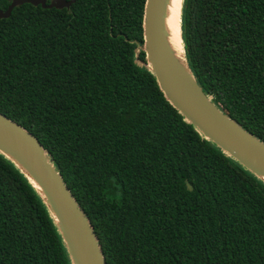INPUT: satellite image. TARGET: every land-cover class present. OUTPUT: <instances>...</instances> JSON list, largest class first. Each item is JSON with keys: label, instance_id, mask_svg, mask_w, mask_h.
<instances>
[{"label": "trees", "instance_id": "obj_1", "mask_svg": "<svg viewBox=\"0 0 264 264\" xmlns=\"http://www.w3.org/2000/svg\"><path fill=\"white\" fill-rule=\"evenodd\" d=\"M144 3L15 7L0 19V114L46 150L105 264H264V183L166 101L144 66ZM182 4L190 73L264 143V0ZM0 264H71L45 205L1 154Z\"/></svg>", "mask_w": 264, "mask_h": 264}, {"label": "water", "instance_id": "obj_2", "mask_svg": "<svg viewBox=\"0 0 264 264\" xmlns=\"http://www.w3.org/2000/svg\"><path fill=\"white\" fill-rule=\"evenodd\" d=\"M75 2L11 0L5 11L0 9V19L9 18L15 7L24 4L62 10L69 9ZM167 3L168 0H145L142 20L144 66L153 75L166 101L187 123L264 183V143L231 120L212 103L211 97L204 94L186 65L184 52L188 73L180 71L173 61L164 41L163 20ZM0 154L20 171L38 194L60 233L71 264H105L93 227L53 166L46 150L30 132L2 114Z\"/></svg>", "mask_w": 264, "mask_h": 264}, {"label": "bare ground", "instance_id": "obj_3", "mask_svg": "<svg viewBox=\"0 0 264 264\" xmlns=\"http://www.w3.org/2000/svg\"><path fill=\"white\" fill-rule=\"evenodd\" d=\"M181 2L182 0H168L163 20L164 41L176 66L183 73H188L183 59L180 39Z\"/></svg>", "mask_w": 264, "mask_h": 264}, {"label": "flooded vegetation", "instance_id": "obj_4", "mask_svg": "<svg viewBox=\"0 0 264 264\" xmlns=\"http://www.w3.org/2000/svg\"><path fill=\"white\" fill-rule=\"evenodd\" d=\"M49 2H50V0H49ZM49 2H48V0H47V3H49Z\"/></svg>", "mask_w": 264, "mask_h": 264}]
</instances>
